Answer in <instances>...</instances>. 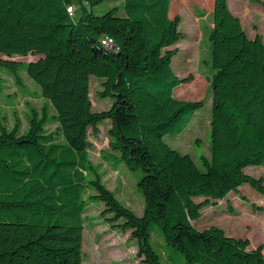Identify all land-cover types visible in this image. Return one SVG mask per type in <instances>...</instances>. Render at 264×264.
I'll use <instances>...</instances> for the list:
<instances>
[{
    "label": "trees",
    "instance_id": "16d2710c",
    "mask_svg": "<svg viewBox=\"0 0 264 264\" xmlns=\"http://www.w3.org/2000/svg\"><path fill=\"white\" fill-rule=\"evenodd\" d=\"M75 1L78 15L71 16ZM105 1L0 0V70L22 93L26 74L44 98L41 108L28 107L27 129L19 119L12 127L0 120V264H85V223L95 201L111 226L130 232L144 264H164L151 243L156 226L186 264H264L263 248L248 249L250 240L193 224L203 205L195 198L224 200L245 184L264 194V178L245 172L264 165L262 36L248 35L229 0H214L204 60L212 72V156H202L200 167L165 141L183 133L210 99L176 96L193 76L180 78L172 66L185 39L172 0H113L98 14ZM109 38L113 46L102 43ZM30 55L38 58L15 59ZM92 77L113 101L101 112L92 110ZM102 125L111 156L144 173L141 216L107 187L92 159L90 136Z\"/></svg>",
    "mask_w": 264,
    "mask_h": 264
},
{
    "label": "rangeland",
    "instance_id": "374dc122",
    "mask_svg": "<svg viewBox=\"0 0 264 264\" xmlns=\"http://www.w3.org/2000/svg\"><path fill=\"white\" fill-rule=\"evenodd\" d=\"M75 1L74 15H78ZM116 2L106 0L95 7L98 14L107 12ZM229 7L236 15L250 37L261 35L264 40V0H229ZM214 0H172L171 17L180 16L179 25L185 39L178 47V54L173 58L172 66L180 78L193 76V80L183 83L177 90L176 96L187 100H200L209 96L208 74L211 68L204 60L210 61V44L205 40L206 32L213 26ZM37 56L16 57L17 61L28 62ZM6 71L0 70L4 77ZM25 89L21 92L11 76L5 74L6 88L0 90V120L12 127L17 119L27 129L26 117L29 106L41 108L44 98L39 86L26 74H23ZM102 80L92 77L90 81V97L93 112H101L110 108L111 98H104L105 91ZM210 98V96H209ZM211 98L206 106L197 112L196 116L181 134L165 137L166 143L181 155H189L201 167V157L211 158ZM102 125L100 134L91 135L93 143L92 159L100 166L103 181L114 191L119 200L131 208L137 215L144 213V198L139 188L143 176L141 169L132 170L123 162L114 158V152L109 148L107 136L108 125ZM92 131V130H91ZM111 156L107 161L106 157ZM245 172L255 178H264V165L249 166ZM195 202L203 204L200 208V218L193 221L197 229L205 230L213 227L223 230L230 237L250 240L248 249L263 248L264 254V194L258 192L249 184L243 185L238 193H231L224 200L204 204V198H195ZM212 202V203H211ZM104 208L102 202L90 204L85 223L83 254L85 264H144L139 256V246L130 232L115 229L101 216ZM151 243L162 253L164 264H186L184 256L178 250L166 245L158 226L153 228Z\"/></svg>",
    "mask_w": 264,
    "mask_h": 264
},
{
    "label": "built area",
    "instance_id": "2783aa9c",
    "mask_svg": "<svg viewBox=\"0 0 264 264\" xmlns=\"http://www.w3.org/2000/svg\"><path fill=\"white\" fill-rule=\"evenodd\" d=\"M68 12L69 14L72 16L74 14V8L73 7H69L68 8ZM102 43L106 46H113L114 45V41L112 39H105L102 41Z\"/></svg>",
    "mask_w": 264,
    "mask_h": 264
}]
</instances>
